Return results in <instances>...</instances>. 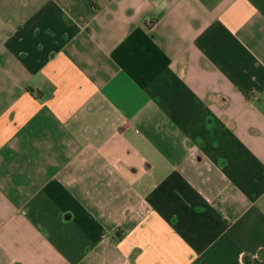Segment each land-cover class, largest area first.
<instances>
[{
    "label": "crops",
    "instance_id": "1",
    "mask_svg": "<svg viewBox=\"0 0 264 264\" xmlns=\"http://www.w3.org/2000/svg\"><path fill=\"white\" fill-rule=\"evenodd\" d=\"M243 261L264 0H0V264Z\"/></svg>",
    "mask_w": 264,
    "mask_h": 264
},
{
    "label": "rangeland",
    "instance_id": "2",
    "mask_svg": "<svg viewBox=\"0 0 264 264\" xmlns=\"http://www.w3.org/2000/svg\"><path fill=\"white\" fill-rule=\"evenodd\" d=\"M259 257H262V256H259ZM243 263L246 264L245 261H243Z\"/></svg>",
    "mask_w": 264,
    "mask_h": 264
}]
</instances>
